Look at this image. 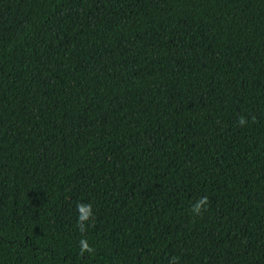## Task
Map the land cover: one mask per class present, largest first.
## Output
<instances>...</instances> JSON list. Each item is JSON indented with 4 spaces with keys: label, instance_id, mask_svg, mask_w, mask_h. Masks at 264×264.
Returning <instances> with one entry per match:
<instances>
[{
    "label": "trees",
    "instance_id": "obj_1",
    "mask_svg": "<svg viewBox=\"0 0 264 264\" xmlns=\"http://www.w3.org/2000/svg\"><path fill=\"white\" fill-rule=\"evenodd\" d=\"M0 264H264V0H0Z\"/></svg>",
    "mask_w": 264,
    "mask_h": 264
},
{
    "label": "clouds",
    "instance_id": "obj_2",
    "mask_svg": "<svg viewBox=\"0 0 264 264\" xmlns=\"http://www.w3.org/2000/svg\"><path fill=\"white\" fill-rule=\"evenodd\" d=\"M199 210V206L197 205L195 208H194V211H198Z\"/></svg>",
    "mask_w": 264,
    "mask_h": 264
}]
</instances>
